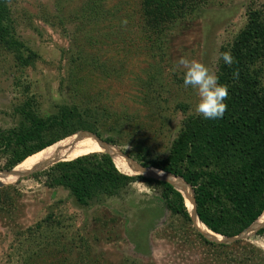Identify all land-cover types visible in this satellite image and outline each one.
<instances>
[{"label":"rangeland","instance_id":"rangeland-1","mask_svg":"<svg viewBox=\"0 0 264 264\" xmlns=\"http://www.w3.org/2000/svg\"><path fill=\"white\" fill-rule=\"evenodd\" d=\"M263 3L209 0L197 13L156 36L143 26L141 0H15L8 5L17 37L37 59L22 69L0 49V130L16 126L13 110L26 96L35 98L37 110L44 116L60 105L79 107L83 98L77 92L82 90L91 98L90 107L105 112L97 120L100 140L111 138L115 144L110 145L124 154L142 145L151 157L165 156L183 120L197 116V92L184 87L181 72H174L173 66L187 56L216 72L220 48L244 28L247 11ZM94 4L103 11L102 20L89 15ZM261 84L264 87V65ZM81 132L87 131L77 133ZM95 147L106 152L110 148L86 143L71 153L60 152L58 157L47 152L30 158L19 174L41 168L40 160H68ZM3 164L0 161V167ZM117 169L124 175L137 174L123 161ZM149 174L161 177L156 170ZM17 178L2 183L13 189L15 206L12 212L0 215V264H20V238L49 215L56 219L54 226L37 234L53 255L61 248L65 252L64 245L70 242L79 247L82 241L99 264L123 260L135 264L212 262L196 247L194 235L171 217L159 194L142 183L130 185L116 198L94 200L81 207L62 188L48 189L29 177L16 182ZM222 245L233 246L231 251H242L249 260L264 259V237L251 233ZM38 252L43 255L41 247ZM214 252L216 264H223L221 251ZM45 255L43 259L50 264ZM64 258L60 253L57 260Z\"/></svg>","mask_w":264,"mask_h":264},{"label":"trees","instance_id":"trees-1","mask_svg":"<svg viewBox=\"0 0 264 264\" xmlns=\"http://www.w3.org/2000/svg\"><path fill=\"white\" fill-rule=\"evenodd\" d=\"M13 1L0 0V49L10 54L16 65L23 69L31 66L37 56L17 37L8 5ZM208 1L141 0L143 26L151 31L149 34L161 35L178 21L197 13ZM90 10L91 17L96 21L102 20L103 11L97 4ZM246 16L244 28L230 44L219 50V54L230 50L234 57L231 66H226L222 60L217 65L216 73L220 76V82L229 86L224 117L218 120L187 117L165 156L151 157L142 145L137 147V151L124 154L142 168L168 174V177L181 184L182 180L191 189L183 184L191 201L194 200L198 220L212 233L226 238L239 236L264 212V87L261 84L264 65V3L256 9L250 8ZM77 93L83 98L79 107L60 105L49 115L43 116L38 112L37 101L32 95L26 96L21 104L15 106L13 114L18 119L16 126L0 130V161L4 163L0 171H11L27 159L47 152L97 143L87 135H73L79 131L96 134L99 129L97 120L105 114L98 107H90L89 104L93 103L89 95L82 94V90ZM95 101L96 98H93ZM96 136L101 139L99 133ZM104 142L115 144L111 138ZM112 149L120 160L127 163L115 147ZM103 152L106 151L102 148H91L65 160L67 162H58L34 172L28 179L40 181L48 189L66 190L81 207H87L94 200L116 198L130 185L142 183L158 193L171 217L179 219L185 230L194 235L196 247L211 258L210 264H216L213 258L215 250L221 251L224 256L223 264H264L263 258L261 262H255L249 260L242 251H231L233 246L206 240L191 228L185 200L180 192L166 182L149 178L154 176L152 174H147L148 177L122 174L113 158ZM49 163L44 159L38 165L42 168ZM36 169L40 168L28 169L21 174ZM7 176L9 174L0 173V181ZM12 191L10 187L0 188V215L14 210ZM55 220L52 215L47 216L36 225L34 231L20 238L17 261L20 264H48L45 257L43 259L46 254L50 264H99L89 256L88 247L82 241L79 247H75L74 242L67 246L63 242L65 252L61 248L57 255L48 252L49 247L43 245L44 239L37 233L54 226ZM263 223L264 219L259 225ZM56 225L60 226V222L56 221ZM255 235L264 237V226ZM34 246L39 248L32 249ZM248 246L257 251L250 244ZM40 247L43 255L38 252ZM60 253L66 258L57 260ZM118 264L135 262L123 260Z\"/></svg>","mask_w":264,"mask_h":264},{"label":"clouds","instance_id":"clouds-1","mask_svg":"<svg viewBox=\"0 0 264 264\" xmlns=\"http://www.w3.org/2000/svg\"><path fill=\"white\" fill-rule=\"evenodd\" d=\"M222 60L226 66L234 63L231 51L219 54L218 61ZM180 71L185 88H192L197 92V102L194 112L205 120H218L224 117L227 111L229 86L220 82V76L197 59L182 56L172 69Z\"/></svg>","mask_w":264,"mask_h":264},{"label":"water","instance_id":"water-1","mask_svg":"<svg viewBox=\"0 0 264 264\" xmlns=\"http://www.w3.org/2000/svg\"><path fill=\"white\" fill-rule=\"evenodd\" d=\"M73 135H87V136H89V137H91L92 139H94L100 146H103V147H112L113 148V146L112 145H110V144H108V143H106V142H104V141H102V140H100L95 134H93V133H87V132H81V133H75V134H73ZM73 135H71V136H73ZM70 137V136H69ZM68 138V137H67ZM66 139V138H65ZM64 140V139H63ZM59 142V141H58ZM57 143V142H56ZM56 143H54V144H56ZM53 144V145H54ZM53 145H51V146H53ZM48 148V147H47ZM69 150H70V153H71V150L72 149H70V148H64V149H61V150H57V151H55V153H54V156L56 157L60 152H62V151H68L69 152ZM117 150V149H116ZM43 151V150H42ZM69 153V154H70ZM103 153H105V154H108L110 157H111V155L109 154V153H107V152H103ZM118 153L120 154V156L123 158V159H125L126 161H127V163H129V165L130 166H133L134 168H135V172L137 173L135 176H143V177H148V176H146L147 174H149L153 169L152 168H148V169H146V168H142L138 163H136L135 161H133L132 159H130L129 157H127L126 155H124V153L123 152H121V151H118ZM112 159V158H111ZM58 162H67V161H65V160H56V161H54V162H52V163H49V164H47L46 166H44V167H42V168H40V169H36V170H33L32 172H29V173H26V174H14V175H17V177H18V180H21V179H24V178H26V177H29L32 173H34V172H37V171H41V170H44V169H46V168H48V167H50V166H52V165H54V164H56V163H58ZM17 167V166H16ZM15 167V168H16ZM14 168V169H15ZM14 169H12L11 171H8V172H3V171H0V173L1 174H13L14 173ZM128 176V175H127ZM166 176H170V175H166ZM173 177V176H172ZM149 178H154V179H157V180H160V181H163V182H166V183H168V184H170L174 189H175V187L172 185V183L169 181V180H167V179H160V178H157V177H154V176H152V177H149ZM173 178H175V177H173ZM177 179V178H176ZM180 180V179H179ZM185 186H187L189 189H190V187L188 186V185H186L182 180H180ZM4 186V184H2V183H0V187H3ZM176 190V189H175ZM177 192H179L178 190H176ZM190 191H191V189H190ZM192 193V192H191ZM192 199H193V195H192ZM192 204H193V212H192V215L190 216L189 215V217H190V220H191V223L193 224V227H194V229L201 235V236H203L206 240H208V241H210V242H214V243H218V244H231V243H233L234 241H236V240H239V239H244L245 237H248L249 236V234H248V230L250 229V228H252V226L253 225H255L256 224V222L258 221V219L260 218H258L248 229H246L243 233H241L239 236H236V237H233V238H226V237H222V236H219V235H216V234H214V233H212L211 231H209L199 220H198V218H197V215H196V211H195V205H194V200L192 201ZM264 214V212L262 213V215ZM261 215V216H262ZM198 221L202 226H204V228H206L212 235H214V236H211V235H209V234H204L203 232H201L197 227H196V225H195V221ZM263 226H264V223L262 224V225H259L256 229H255V231H253L252 232V234H256V232L258 231V230H260L261 228H263ZM251 235V234H250ZM215 237H219L220 239H217V238H215Z\"/></svg>","mask_w":264,"mask_h":264},{"label":"bare ground","instance_id":"bare-ground-1","mask_svg":"<svg viewBox=\"0 0 264 264\" xmlns=\"http://www.w3.org/2000/svg\"><path fill=\"white\" fill-rule=\"evenodd\" d=\"M86 144V143H85ZM96 144V143H95ZM89 147V146H88ZM78 151V150H77ZM107 153H109L110 155H111V157L113 158V160L115 161V164L117 165H115L116 167H118L119 166V164H120V162H122V160H120L116 155H115V153H114V151H113V149L110 147L109 148V150H108V152ZM76 155V154H75ZM58 157V156H57ZM30 159V158H29ZM29 159H27L24 163H22L20 166H18L15 170H14V173L13 174H9V176H7L6 178H4L2 181H0V183H4V182H7V181H9L10 179H15V177L17 176V175H14V174H19L20 173V169L25 165V164H28V160ZM124 162V161H123ZM126 163V162H125ZM123 173H124V171H123ZM132 173V172H131ZM153 175V174H152ZM155 176V175H154ZM160 176L162 177H160L161 179H167V180H169L171 183H172V185L175 187V189L176 190H178L181 194H182V196H183V198H184V200H185V205H186V209H187V211H188V214L191 216L192 215V210H193V207H192V201H191V198H190V195H189V193H188V191H187V189L184 187V185L183 184H181L180 182H178V181H176V180H174V179H172V178H170V177H168V176H166V175H164V174H161L160 173ZM264 219V214L262 215V216H260V218L258 219V221L256 222V224L255 225H253L252 226V228H250L247 232H248V234H251L256 228H257V226L260 224V222L262 221ZM195 223V225H196V227L201 231V232H203L204 234H209V235H211V236H214V235H212L206 228H204V226H202L197 220L194 222ZM215 238H217V239H219V237H215Z\"/></svg>","mask_w":264,"mask_h":264}]
</instances>
